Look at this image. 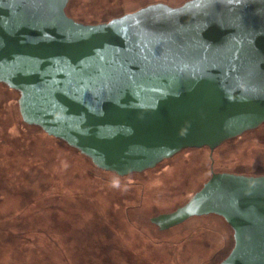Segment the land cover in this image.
Returning <instances> with one entry per match:
<instances>
[{
    "label": "water",
    "instance_id": "1",
    "mask_svg": "<svg viewBox=\"0 0 264 264\" xmlns=\"http://www.w3.org/2000/svg\"><path fill=\"white\" fill-rule=\"evenodd\" d=\"M67 0H0V82L22 120L119 177L183 149L210 150L264 122V0L154 4L85 24ZM221 217L219 264H264V176L216 173L160 231Z\"/></svg>",
    "mask_w": 264,
    "mask_h": 264
},
{
    "label": "rangeland",
    "instance_id": "2",
    "mask_svg": "<svg viewBox=\"0 0 264 264\" xmlns=\"http://www.w3.org/2000/svg\"><path fill=\"white\" fill-rule=\"evenodd\" d=\"M70 1L74 17L97 21L156 0ZM18 96L0 82V264H219L229 254L233 232L221 217L165 231L150 219L185 204L212 174L264 176V122L119 177L25 123Z\"/></svg>",
    "mask_w": 264,
    "mask_h": 264
},
{
    "label": "flooded vegetation",
    "instance_id": "3",
    "mask_svg": "<svg viewBox=\"0 0 264 264\" xmlns=\"http://www.w3.org/2000/svg\"><path fill=\"white\" fill-rule=\"evenodd\" d=\"M187 1H190V0H184L182 1L181 3H178V4H171V3H168L167 1H163V0H156V1H151V2H148V3H145V4H142L140 5L139 7L133 9V10H129V11H125L121 14H118V15H112L111 17L107 18V19H101V20H82V19H78L76 17H74L70 11H69V7H70V3L71 1L70 0H67V3H66V7H65V12H66V15L73 18L74 20L76 21H79V22H82V23H85V24H98V23H104V22H107L109 21L110 19L114 18V17H118V16H121L123 14H126V13H129V12H133V11H136L140 8H144V7H147L149 5H154V4H159V3H162V4H167L171 7H179V6H182L184 3H186ZM244 133V132H243Z\"/></svg>",
    "mask_w": 264,
    "mask_h": 264
},
{
    "label": "trees",
    "instance_id": "4",
    "mask_svg": "<svg viewBox=\"0 0 264 264\" xmlns=\"http://www.w3.org/2000/svg\"><path fill=\"white\" fill-rule=\"evenodd\" d=\"M56 139V138H55ZM57 140H59V139H57ZM59 141H61L62 143H64L65 145H67L64 141H62V140H59ZM68 146V145H67ZM74 149V148H73ZM76 150V149H75ZM89 159V158H88ZM90 160V159H89Z\"/></svg>",
    "mask_w": 264,
    "mask_h": 264
}]
</instances>
